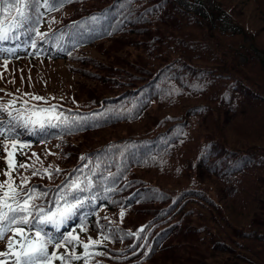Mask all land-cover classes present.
I'll list each match as a JSON object with an SVG mask.
<instances>
[{"label":"trees","instance_id":"1","mask_svg":"<svg viewBox=\"0 0 264 264\" xmlns=\"http://www.w3.org/2000/svg\"><path fill=\"white\" fill-rule=\"evenodd\" d=\"M17 2L0 3L4 27L17 17ZM210 2L202 15L176 0H64L59 10L42 13L37 27L44 39L27 27L14 29L12 39L9 30L15 44L56 56L68 71L59 88L37 91L58 102L56 112L67 118L81 111L68 136L55 125L29 128L49 134L60 151L50 156L61 158L56 185L94 175L96 192L116 213L110 233L89 253L90 264H264V145L250 140L264 143V0ZM247 2L258 10L256 20L245 19ZM5 4L12 5L8 12ZM101 14H109L106 24L120 30L116 35L102 39L107 30L92 38L104 28L89 18ZM123 37L133 39L125 44L136 58L118 59L108 74L94 75V90H78L86 84L82 71L106 66L90 50ZM163 109L180 112L161 117ZM148 118L149 125L134 129ZM242 120L245 127L237 125ZM204 121L214 124L200 138L196 129ZM229 125L246 136L244 144L226 142ZM33 147L49 158L43 143Z\"/></svg>","mask_w":264,"mask_h":264},{"label":"snow or ice","instance_id":"2","mask_svg":"<svg viewBox=\"0 0 264 264\" xmlns=\"http://www.w3.org/2000/svg\"><path fill=\"white\" fill-rule=\"evenodd\" d=\"M2 2L3 0H0V3ZM63 5L64 0H18L17 17L13 18L8 28L0 23V41L10 39L9 30H13L11 38L15 39L14 29L17 27H27L35 37L44 39V35L37 27L42 22L40 18L42 13L49 9L59 10ZM11 7V4H5L2 10L8 12ZM33 12H35L34 16ZM89 19L95 21L97 17L91 16ZM31 45L33 48L37 46L35 39H32ZM12 57H14L12 48L0 49V58L3 59L5 66ZM35 99L40 100L43 97H35ZM21 103L26 105L27 101H21ZM14 104V100H9L7 104L0 105V114L6 115L8 119V123L0 128V140L3 141L2 147L6 153L5 180L0 181V241L7 240L5 248L0 250V264H56L57 261L59 264H74L78 260L88 264L90 249L101 241L89 237L87 242H81L74 232H61L59 229L66 220L78 215L80 210L94 199L91 196L93 189L91 174L84 180H81L79 176H73L63 181L55 192L54 206L49 207L44 206L43 200L47 193L39 190V186L29 184L27 175H21L19 185L12 176L14 171L21 168L27 171L29 167L27 162L17 164L15 161V152L23 149L27 143L19 139L20 124H23L25 128L31 125L43 129L46 125L73 126L74 122L56 112L55 106L30 108L25 111L11 107ZM33 155L36 154L33 153ZM81 159L84 157L82 156ZM59 171L57 168L55 173L48 169L41 172L33 168L31 175H47L51 179L54 174L58 175ZM120 216L121 218L124 216L123 209ZM49 226L53 230H48ZM81 230H85L83 222ZM9 232L12 235H7ZM77 245L82 247L83 254L75 252ZM61 247L68 249V254H58L56 250Z\"/></svg>","mask_w":264,"mask_h":264},{"label":"rangeland","instance_id":"3","mask_svg":"<svg viewBox=\"0 0 264 264\" xmlns=\"http://www.w3.org/2000/svg\"><path fill=\"white\" fill-rule=\"evenodd\" d=\"M179 4H181L184 8L197 12V13H201V14H206L208 8L211 6V2L210 0H195L194 3H190L188 0H176ZM237 1V0H236ZM242 11L244 12V16L246 20H249V18H252L254 20H256L255 18H257V14H258V10H256L255 6L253 5V2H247V3H242ZM253 24H256V22H254ZM262 39L264 40V35L262 37ZM127 40H133L130 37L126 38H120L117 39L115 41H108V42H103L100 47H96L95 49H91L90 53L92 54L93 60L96 62H100V64H104L106 65L103 69H100L99 67H97V71L98 72H92V71H82V73L80 75V77H85V85L82 86H78L77 89L79 90L81 87L86 88L87 90H94L95 87L98 84L97 81V77L94 76L96 73L98 74H108L110 72L109 69H111L109 66L110 64H112L113 62H118V59L120 61H122L121 63H126L129 64L130 60H134L136 58V55H134V53H136L135 49L133 46L131 45H127L125 44V41ZM107 53L104 54L107 57H110V60L106 57H104L102 54L103 53ZM129 60V61H128ZM48 67L47 64L44 63H38L36 64L34 67H32L29 63H28V67L27 70L25 69V71H31L33 78L35 80V71H37V73L39 72H45L46 70L45 68ZM78 75V73H77ZM57 77H60L59 74H49L48 78L51 79L52 78V83L50 84H37L34 86L35 89H41V88H56L59 87V85L55 82V79ZM54 81V83H53ZM80 83H82L80 80H77V85H80ZM33 84L29 83L28 87H32ZM154 112V110H152V113ZM180 109H163L160 112V116H164L166 113H170V114H179ZM151 119L148 118L146 120H144L141 124L136 123L135 126L136 128H134L135 130H140V128L138 127H142L146 124H150L151 123ZM214 124V122H208V121H204V122H199L198 128L196 129V133L198 136H200V138H205V136L207 135L208 131L212 128V125ZM249 127H251L248 123H246ZM238 126L243 125L245 127V123L244 120L240 121L239 124H237ZM229 128L232 129V132L229 131L227 133L224 134V137L226 138V142L231 144V145H237L240 146V144H244L245 142H243L242 140H244L246 138V136H244L241 133L237 132V126L236 125H229ZM117 133H123L122 132H118L115 130V134ZM250 140L252 141V143H255L256 145H260L263 146L264 143H259L255 140V138H250ZM194 149V146L191 148ZM2 155V150H0V156ZM6 153L3 154L0 158L5 157ZM193 155V152H191V154L187 155L185 157L186 158H190ZM26 160L27 158H21L19 155H15V161H19V160ZM0 163H1V159H0ZM205 182H209L210 184H213V180H207L205 179ZM174 185V184H172ZM201 208V207H200ZM248 217H244L241 216L239 219H243L246 220ZM195 222V220H194ZM195 223H192L191 225H194ZM190 225V224H189ZM205 254V253H204ZM206 255V254H205ZM217 256V258L220 259H224L226 256L225 255H220V254H215ZM159 264H165L164 260L161 261V263L159 262Z\"/></svg>","mask_w":264,"mask_h":264}]
</instances>
